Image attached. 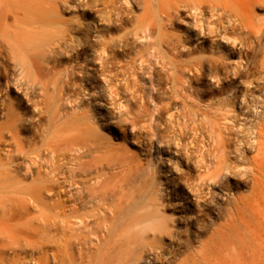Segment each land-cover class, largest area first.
<instances>
[{
  "label": "bare ground",
  "instance_id": "6f19581e",
  "mask_svg": "<svg viewBox=\"0 0 264 264\" xmlns=\"http://www.w3.org/2000/svg\"><path fill=\"white\" fill-rule=\"evenodd\" d=\"M109 1L114 8V14L116 12V33L121 32V34L116 35V41L110 37H103L96 42L99 37L95 35L91 37L88 23L82 25L76 22L74 23L76 25H71L61 19L60 12L67 5L68 0H0V264H139L144 257L143 251L147 252V258L152 252V260H156V263L160 259L161 264H170L173 257L187 246L183 243L185 240L180 238L182 244L178 239L179 236L176 237L178 232L174 234L175 232L172 233L170 230L169 217L166 216V208L161 203L162 198L153 188L154 184H158L152 180L154 177L149 178L146 184L140 180L141 184L136 189L135 184L139 182L136 172L132 174L131 168L126 167L121 171L124 175L118 181L112 178L111 181L115 180V184L110 186L111 188L109 185L106 187L101 185V180L105 175L107 163H111L108 161L111 157L103 159L108 161H105V164L103 160L101 162L103 164L85 163L86 157L83 153L93 148L91 141L65 144L61 149L59 143H57L59 145L53 144L48 140L50 130L51 132L60 130L59 121L63 118L56 103L63 92L67 97L70 94L67 86L73 74L72 68L66 69L64 75L55 70L56 56H60L65 50H70L77 56L85 54L86 49L94 50V58L84 56L85 60L90 62L94 60L95 66H98L92 69V74L87 71L85 76L87 82L96 80L98 74L109 71L108 65L112 63L111 59L116 57L118 70H116L115 95H118V91L129 89L130 74L138 75L136 72L138 70L141 78L143 76L149 81L148 99L155 108H158L161 102H157L156 96L151 94L154 91L153 79L145 72L147 68L152 70L153 67H148L147 60L142 56L136 61L139 62L138 69H135L131 60L123 64L120 60L129 41L135 39V36L139 37L137 42L141 38L149 46V56L158 58V62L155 61L156 65L166 72L165 76L171 81L173 88L176 85L190 88L189 86L192 85L190 82L198 77L202 84L203 77L207 76L210 80L216 78L219 71L217 64L215 65L205 56L196 57L179 68L174 65L173 60L183 54L184 49L187 48L186 40L195 36L199 40L200 35L203 38L208 37L212 43L222 49L233 52L236 50L239 54L238 59L243 62V65H240L244 69L238 70L239 76L246 74L248 78L251 76L254 77L253 79L256 76V78H264V0ZM90 2L94 1H89L87 4L89 5ZM256 10L263 11V15H256L254 13ZM176 20H189V28H185L186 39L165 34L166 29H173ZM128 22H133L135 25L133 30L126 32L123 27ZM194 26L199 27L197 34L192 31ZM94 32L97 34L96 30ZM258 53L261 55V60L258 69L256 68L257 75L254 76L251 63ZM75 63L81 71L84 69L80 62ZM104 78L103 83L106 85L104 88L112 89L110 87L112 79ZM215 81L220 84L219 79ZM255 81L249 79L247 85L250 86L247 91L251 92L235 96L236 101H233V106L235 104L238 107L242 116L244 128L228 135L218 134L215 140H212L213 131H209L210 145L213 151L220 153L218 157L221 158L217 169L206 174L209 182L215 181L214 184L222 185V180L226 178L225 173L231 166L224 159L231 142H238L245 148H254L257 153L264 152V106H261L263 111L258 114L254 113L259 107L256 103L252 105L253 112L249 110L250 102L252 103L253 100L252 93L259 92L262 87L261 82ZM211 85L214 86L213 83ZM63 88L67 91L65 89L63 91ZM95 88L98 92L108 91L107 88L105 90L100 86ZM195 89L197 88L192 90V94ZM111 92L113 91L110 90L109 94ZM200 99L202 101V98ZM72 102L76 104V101ZM118 104L125 107L122 102ZM154 115L147 117L148 130L152 136H157V118L155 119ZM87 118H89L87 112L80 114L81 121ZM201 118L203 119L202 116ZM125 121L128 120L124 119ZM81 123H83L81 126L85 127V122ZM131 123V126L137 124L135 117L131 119ZM62 134L64 138L65 134ZM104 150L106 151V148ZM122 163L127 164V160L126 163ZM122 163L117 162L118 166ZM254 163L260 166L258 160H254ZM195 192L199 196V189H195ZM211 195L210 197L213 198ZM241 210L245 211L246 208L236 197L231 207L225 210L227 222L219 223L215 227L213 236L216 235L215 238L219 243L224 244L223 234L229 229V224L241 219L239 216ZM212 212L215 214L216 211ZM194 219L192 222L196 221V218ZM164 235L170 239L167 246L161 242L165 239ZM215 238H211V242L215 241ZM149 240L151 242H148ZM195 255L196 253H193V257Z\"/></svg>",
  "mask_w": 264,
  "mask_h": 264
},
{
  "label": "rangeland",
  "instance_id": "374dc122",
  "mask_svg": "<svg viewBox=\"0 0 264 264\" xmlns=\"http://www.w3.org/2000/svg\"><path fill=\"white\" fill-rule=\"evenodd\" d=\"M89 1L94 2H90L88 5L87 2L89 3ZM108 4L110 5L108 6ZM67 5L64 6L63 10L60 12L61 19L71 25H76L74 24L76 22L82 25L88 23L91 29L89 31L91 37L93 35L97 38L99 37L95 40L96 42H99V39L103 37H110L116 41V35L121 34V32L116 33V12L114 14V8L109 0H68ZM110 11H113V13ZM108 12L110 13L108 14ZM254 13L258 16L259 14L260 16L263 15V11L261 12V10H256ZM105 15L108 17L109 15L112 16L109 18L106 16V18L104 17ZM108 19H110V21ZM188 24L189 20H176L173 29H166L165 34H171L172 36H179L186 39L185 28H189ZM134 25L135 23L128 22L123 28H125L126 32L131 31ZM198 28V26H194L192 31L197 34ZM93 29L94 31L96 30L97 34ZM101 29L104 30L102 31ZM100 33L102 36H99ZM132 37H134V35ZM138 38L139 37L135 36V39L133 38V40L129 41L128 47L120 60L122 64L131 60L135 69H138L139 62L136 61L142 56L144 57L143 59L147 60L148 67H153L152 70L147 68L145 72L146 75L149 74L151 79H153L152 83L154 86H152L154 91H152L153 93L151 92V94H153L154 97L156 96L155 99L157 102H161L158 108L153 107V104L149 102L150 100L148 99L147 92L149 81H146L143 76V79L141 78L140 71L137 70L136 72L138 75L135 76L130 74L129 89L118 91V95H115L116 70H118L116 66V57L111 59L112 63L108 65L109 71L104 72L105 74H98L96 80H89V82H87L85 78V76H87V71L92 74V69L98 66H95L94 60L93 62L85 60L84 56L94 58V50L86 49V53L81 56L74 55L70 50H65L63 54L56 56L57 61L54 62V64L56 66L55 70L59 71L61 75H64L66 69H73V74L70 76L72 77L70 78L71 81H69L67 86V90H69L70 94L67 97L64 96L65 92H63L62 96L65 101L61 96L56 103L61 111L63 119L59 121L61 122L58 127L60 130L58 129L52 132L50 130L48 140L52 141L53 144L59 143L60 145H57H59L61 149L64 148L65 144L71 145L80 141H91L93 148L83 153L84 157H86L85 163L89 162L90 164H95L100 162L99 164H105L111 161V163H107L108 165L104 171L105 175L102 177L103 179L101 178L103 180H101V185H105L106 187L109 185V188H111L110 186L115 184V180L111 181L112 178H116V181H118L121 176L124 175L121 171L126 167L131 168L132 174L136 172L135 175L139 182L137 183L138 185L135 184V188L140 186V180H142V182L144 181L146 184L149 178L152 179L153 177L152 180L154 182H158V184L161 183L159 186L157 183V185L154 184L155 186H153V188L156 194L162 198L161 203L166 208V216L169 217L168 224L171 227L170 230L172 233L175 232L174 234L178 232L176 237L178 238L179 236L178 239L180 241V238H182L183 241L185 240L184 242L181 241V243L187 244L185 248H182L180 252L175 255L177 257H173L172 264H240V262L241 264H264V152L257 153L254 148H245L238 142H231L228 147V153L225 155L226 159H224L230 164L229 166H231V168L225 173L226 178L222 180V185L214 184L215 181L209 182L206 176L207 173L217 169L219 166L218 161L221 160V158L218 157L220 153L216 150L213 151V147L210 145L211 136L209 137V131H213L212 140H215L218 134L220 135L222 133L228 135L233 132H239L244 128L242 116L240 115L238 107H236L235 104L233 106V101H236V98H234L235 96L238 97L242 93L251 92L247 91L250 86L247 85L249 79L256 80V83L261 82L260 85L262 86L260 90H258L259 92L252 93L253 100L252 103L250 102L249 110L253 112L252 105L256 103L259 107H257L256 111L254 110V113L256 112L258 114L263 111V107L261 106H264V78H256V68L258 69L261 55L259 53L256 54L257 56H254L251 63V69L253 68L251 71L254 72L253 75L255 74V79H253L254 77L252 76L251 78L246 77V74L239 76L238 70L244 69L242 66L243 62L239 60L240 58L238 59L239 54L236 50L233 52L232 50L222 49L219 45L212 43L208 37L203 38L200 35V39L197 40V36H195L194 38L186 40L187 48L185 46L186 49H184V53L178 55L177 58L173 60L174 65L179 68L196 57L205 56V58L211 60L212 63H215V65L217 64V70L219 71H217L215 79L210 80L207 76L201 78V81L204 80L203 84L199 82L200 78L198 77L197 79L194 78L195 81L192 80L190 82V84L192 83V85L189 86L190 88L181 87L179 85L173 88L171 87V81L165 76L166 72L156 65L158 58L156 59L154 56H149V46L143 39L141 40V38L137 42L136 40H138ZM152 58L155 60H151ZM156 60L157 62H155ZM180 60L181 62H179ZM77 61L84 66L82 71L76 66L75 62ZM126 67L130 68V66ZM129 72L131 71L129 70ZM104 77L112 79L110 87L113 90L108 89L109 87L104 88V86H106L103 83L105 81ZM133 79L134 81L132 82ZM216 79L220 80L218 82L220 84L216 83ZM73 81L74 85H72ZM131 83L135 84L132 85ZM212 83L214 86L211 85ZM144 84H146L145 87ZM196 85H199L201 88L195 87ZM95 86H100V88L105 90L107 88L108 91H106V93L98 92ZM194 88H197L194 90V93L198 90L195 95L199 96L196 97L194 95L196 98L193 96L194 93L192 94ZM64 89L65 88H63V91ZM67 90L65 89V91ZM110 90L114 93L111 92V94H109ZM134 92L135 94H133ZM180 92L181 94H179ZM200 98H202V101ZM136 100L137 102L139 100L140 103H137ZM191 100L194 101L192 102ZM72 101H76V104ZM219 101L222 103L220 104ZM118 102L124 103L125 107H121ZM221 107L222 109L220 110ZM121 109H124L125 112ZM82 112H87L89 118L81 121L80 114ZM149 114L151 116L155 114L154 117L155 119L157 118V136H152V134L149 133V121L147 118L150 116ZM134 117L135 122L137 121L136 127L131 126V119ZM124 119L129 122H124ZM81 122H85V127L81 126L83 124ZM141 125L142 127H140ZM223 125L225 126L224 128ZM137 127L140 129H137ZM81 128H84L86 133L85 130ZM62 133L65 135L69 134L68 136L70 137L68 138L67 135H64V138H67L65 140ZM214 133L216 135H213ZM25 135L27 136V133H25ZM105 148L106 151L104 150ZM92 156L95 157L93 158ZM98 156H100V158ZM104 158L110 159L107 161V159L103 160ZM95 159L97 160L96 162ZM102 160L103 163H101ZM126 160L127 164L124 165L122 162L126 163ZM254 160H258L260 166L255 164ZM117 162L118 164L122 163L120 164L121 167L118 166ZM131 166H134V168ZM133 169H135V171ZM137 173H139V175ZM195 189H199V196L196 195ZM210 195L213 196V198L210 197ZM236 197L239 199V202L245 206L246 212L241 210L242 212H239L241 219L229 224V229L223 234L225 241H223L224 244H222L215 238L216 235L213 236L214 230L217 224H225L227 222L225 221L227 219L225 210L231 207ZM215 206H218L217 209L219 211ZM214 210L220 215H217L216 212L214 214L212 212ZM194 218H196V221H194L195 223L192 222V220H195ZM231 232H233L232 234L234 236ZM164 236L166 240L162 239L161 242L164 246H167L170 239L169 237L167 238V235ZM211 238H215V241L213 240L211 242ZM148 242H151V240ZM237 251L240 252L238 253ZM193 253H196L194 257ZM142 256L144 257L139 261V264L162 263L160 259L158 260L161 262L157 261V263L156 260H152V252H150L149 256L152 261L149 257H146V251L142 252Z\"/></svg>",
  "mask_w": 264,
  "mask_h": 264
}]
</instances>
